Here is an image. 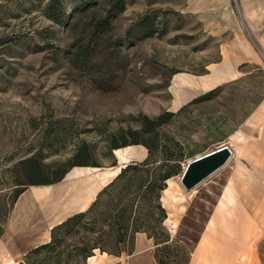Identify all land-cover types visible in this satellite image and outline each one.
Returning a JSON list of instances; mask_svg holds the SVG:
<instances>
[{"label": "rangeland", "instance_id": "1", "mask_svg": "<svg viewBox=\"0 0 264 264\" xmlns=\"http://www.w3.org/2000/svg\"><path fill=\"white\" fill-rule=\"evenodd\" d=\"M51 2L0 0V216L6 220L0 261L21 264L38 243L51 240L56 225L98 199L83 219H97L92 237L111 246L113 226L126 237L120 251L128 255L138 233L149 229L170 236L161 250L165 264H189L211 213L226 197V214L252 217V227L242 216L233 226L235 243L252 246L245 256L253 264L254 248H264V222L253 218L255 206L242 198L236 178L245 176V194H252L253 174L264 166V110L256 114L264 102V50L251 28H263L264 16L244 13L236 0V9L211 8V0H125L124 10L110 16L111 0H57L63 14L57 22L49 17ZM238 33L253 44L257 60H224L228 51L243 49ZM224 63L235 75L205 87ZM178 77L195 84L176 86ZM239 133L243 143L236 140ZM223 144L236 149L228 163L187 191L179 182L187 163ZM127 146L136 150L127 165L147 161L145 170L112 178L84 209L80 203L67 208L73 193L66 192L68 174L75 167L118 166L115 149ZM34 156L46 172L61 169L50 178L64 176L33 184L25 162ZM168 173L171 210L159 189L169 186L162 179ZM47 186L44 197L33 194L34 187ZM17 191L24 192L13 208ZM168 212L175 223L167 224ZM80 240L71 236L65 246ZM229 250H236L234 243Z\"/></svg>", "mask_w": 264, "mask_h": 264}, {"label": "crops", "instance_id": "2", "mask_svg": "<svg viewBox=\"0 0 264 264\" xmlns=\"http://www.w3.org/2000/svg\"><path fill=\"white\" fill-rule=\"evenodd\" d=\"M206 2L208 0H205ZM213 7L211 8H217L220 5V7L225 9H236V6L234 4V0H211ZM192 2V0H190ZM238 8L243 9L244 13H255L258 15L264 16V0H236ZM210 9L204 8L200 9L199 12L206 13ZM231 13V12H228ZM260 26V25H258ZM256 27L253 25L252 33L255 39L257 40L258 44L261 45V47L264 50V41L260 42L261 36L264 39L263 34V28ZM238 37L242 39L240 43H237V45L243 46V49H240L237 53L233 54L230 51H228L227 55H225L224 60L227 62H234L235 60L241 61V62H248V61H255L258 57L257 51L255 48H253V44L250 42V40L241 34H237ZM225 64V63H224ZM224 64L222 66H224ZM226 65V64H225ZM230 65H227L226 68L230 70ZM217 69V68H216ZM215 69V70H216ZM231 71V70H230ZM264 110V102L259 106L258 111L256 114H261V112ZM255 114V115H256ZM256 119V117H254ZM255 121V120H254ZM261 121V120H260ZM261 125H264L259 124ZM261 135H259L258 138H260ZM257 137V136H256ZM257 168V167H256ZM258 173L255 171L253 174V185H252V194H245V176L238 175L236 180V186L238 191H242L241 195L244 200H248L247 204H251L253 206H264V166L263 163L259 166ZM169 184V183H168ZM171 188L174 192V185L170 187L168 186V189ZM165 191L163 194V200L165 199ZM226 197L221 200V202L217 203L215 209L211 213L208 222L206 224V227L204 229V232L201 235V238L195 248V250L192 253L191 260L189 264H247L246 263V256L245 254H250V251H248L252 246H247L249 248H245L244 244H248V241L244 242L243 246H240L237 244L238 240L236 241L234 238V234L236 235L237 229L236 226H233L236 222H241L240 217L242 216V221L248 222L249 227H252V217L250 215H228L224 212V209L222 206L226 205L225 203ZM167 202V201H166ZM174 202V201H173ZM172 201L165 203L166 208L172 209V205L174 204ZM253 208V211L255 212L253 214V218L256 221L264 222V210L260 208ZM168 209V210H169ZM169 216L167 218V224L170 222L173 224L175 223V214L173 212H168ZM174 219V220H173ZM62 221V220H61ZM176 225H172V228L170 230H173V228ZM226 235V236H225ZM48 241V239L46 240ZM43 241V242H46ZM38 243L39 244H42ZM237 242V243H235ZM240 242V241H239ZM229 243H234L236 250H229ZM242 245V244H241ZM264 250L263 247H255L253 252L251 253L254 255L253 257V264H264V251L261 252V250ZM156 251V244L155 240L153 238H150L148 234L144 232L138 233L135 240V248L132 253L128 255H122V256H115L108 254L104 255L99 253V255H95L96 260L98 264H158L155 256ZM230 261H233L231 263ZM0 264H4L0 261ZM89 264V262H88Z\"/></svg>", "mask_w": 264, "mask_h": 264}, {"label": "trees", "instance_id": "3", "mask_svg": "<svg viewBox=\"0 0 264 264\" xmlns=\"http://www.w3.org/2000/svg\"><path fill=\"white\" fill-rule=\"evenodd\" d=\"M57 0H52L49 9V17L56 20L57 22H63V14L61 11H57ZM111 9H109V16L112 13H120L124 10L125 0H111L110 3ZM109 17L105 19V22ZM149 151L151 153L152 147L149 146ZM27 173L32 176L33 184H51L57 180H60L64 176H61L52 179L50 175L58 176L61 169H56L51 172H46V170L41 166L39 159L37 157H31L26 160ZM146 162L130 164L121 170L117 179L123 178L128 172L132 170L144 171ZM173 176V173H168L162 177L163 181L170 179ZM149 190L152 191L155 189V184H151ZM167 188L166 184L160 185L159 189L165 190ZM24 191H17L15 196L11 200V204L14 205L17 202L19 196ZM2 204V203H1ZM98 204V199L94 202L91 208L85 212H80L69 217L65 221L56 225L52 229L51 240L40 244L33 249H31L25 256L24 261L21 264H88V259L90 256L95 255V251L99 249L102 253L107 252L108 254L115 256H122V250L120 251L121 246L125 243L126 237L120 234V232L112 226L111 230L108 233V237L113 239V244L111 246L105 245L101 239L92 237V233L95 231V225L98 223L97 219L91 221L90 223H84L83 219L91 213L96 205ZM164 212L165 210L162 209ZM167 215L165 216V219ZM6 220L0 216V238L5 233V224ZM142 232L148 234L150 238L155 240L156 251L155 256L158 264H165L161 256V250L169 247L170 236L164 235L163 237H158L156 234H153L149 229L141 230ZM84 235H81V233ZM111 232V233H110ZM74 236H80V241L73 245V248L65 246L68 238ZM132 253V252H130Z\"/></svg>", "mask_w": 264, "mask_h": 264}, {"label": "bare ground", "instance_id": "4", "mask_svg": "<svg viewBox=\"0 0 264 264\" xmlns=\"http://www.w3.org/2000/svg\"><path fill=\"white\" fill-rule=\"evenodd\" d=\"M228 64H224V66H221L214 70L213 75L211 78H208L205 80L203 85L205 87L211 86L214 82L217 81H224L230 77H233L235 75L234 72H231L226 68ZM190 84L194 85L195 82L192 79H189L188 77H178L175 80V85H182V84ZM236 140L238 143H243L244 138L242 134L236 135ZM232 148V147H231ZM238 149H241L238 147ZM233 154L235 153L236 149H232ZM211 152V151H210ZM115 154L117 158L119 159L120 165L107 168L103 171H101L100 168L97 167H75L69 174H68V185L70 184L69 188L66 192H69L70 190L73 191L71 194V201L70 204L67 205V208L77 205L80 203L81 209H84L88 206L90 201L94 198L96 193L102 186L106 185L112 178L119 175V173L122 170V167L126 166L127 163H129L132 158L136 155V150L133 146H127L124 148H118L115 149ZM260 163V161H257ZM187 166V165H186ZM101 171V173L98 175L97 172ZM181 180V177L179 178V182ZM168 183L170 187L173 186V180L169 179ZM50 191V186H47L45 188L43 187H34L33 194L36 195L38 198L44 197L47 193ZM165 191V201L167 202H173V191L171 188L168 189V187L164 190ZM30 205V204H29ZM31 222V217L28 219L29 224ZM26 229L27 225L24 226ZM101 254L107 255V252H100ZM96 255V254H95ZM90 256L88 259L89 264H98L96 257Z\"/></svg>", "mask_w": 264, "mask_h": 264}, {"label": "water", "instance_id": "5", "mask_svg": "<svg viewBox=\"0 0 264 264\" xmlns=\"http://www.w3.org/2000/svg\"><path fill=\"white\" fill-rule=\"evenodd\" d=\"M232 154L233 151L230 147L223 144L211 152L190 160L180 176L181 184L187 191H192L205 179L225 166Z\"/></svg>", "mask_w": 264, "mask_h": 264}]
</instances>
